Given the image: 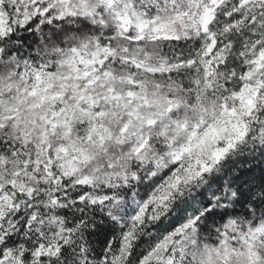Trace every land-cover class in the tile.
<instances>
[{"label":"snow or ice","instance_id":"obj_1","mask_svg":"<svg viewBox=\"0 0 264 264\" xmlns=\"http://www.w3.org/2000/svg\"><path fill=\"white\" fill-rule=\"evenodd\" d=\"M0 264H264V0H0Z\"/></svg>","mask_w":264,"mask_h":264}]
</instances>
